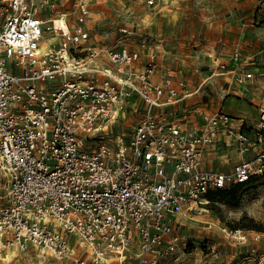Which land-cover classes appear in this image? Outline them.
<instances>
[{
  "label": "built area",
  "instance_id": "1",
  "mask_svg": "<svg viewBox=\"0 0 264 264\" xmlns=\"http://www.w3.org/2000/svg\"><path fill=\"white\" fill-rule=\"evenodd\" d=\"M92 2L75 0L52 17V0H0V253L158 264L185 245L180 216L195 220L210 191L264 174V105L258 116L202 112L199 127L168 120L163 108L209 78H252L238 69L246 67L241 52L231 54L233 70L209 55L210 76L190 90L180 68L157 62L164 39L148 32V20L96 42ZM222 135L242 159L229 170L204 168ZM223 231L246 240L241 228Z\"/></svg>",
  "mask_w": 264,
  "mask_h": 264
},
{
  "label": "rangeland",
  "instance_id": "2",
  "mask_svg": "<svg viewBox=\"0 0 264 264\" xmlns=\"http://www.w3.org/2000/svg\"><path fill=\"white\" fill-rule=\"evenodd\" d=\"M71 1H56L52 14L67 8ZM91 4L100 19L95 28L108 32V37L122 23V13L132 12L139 18L154 13L151 31L166 36L178 47L179 57H175V62L189 73L199 60L201 35L208 30L218 9L246 7L255 14L260 12L264 24V0H155L154 5L146 0H93ZM50 35L47 33V37ZM249 82L251 92H256L258 101L263 102L264 68ZM229 199H211L207 210L195 220L183 218L184 227L180 232L185 245L171 257H159L158 264H264V174L237 188L235 197ZM224 227L241 228L246 240L238 242L229 238ZM12 251V261L0 260V264H67L34 248Z\"/></svg>",
  "mask_w": 264,
  "mask_h": 264
},
{
  "label": "crops",
  "instance_id": "3",
  "mask_svg": "<svg viewBox=\"0 0 264 264\" xmlns=\"http://www.w3.org/2000/svg\"><path fill=\"white\" fill-rule=\"evenodd\" d=\"M52 1L56 4V1L60 0ZM67 1L65 0V2ZM94 1L101 2L104 0ZM74 2L75 0H72L70 5L61 11L71 10ZM55 6L53 8L46 7V13L48 14V10L50 11L49 16L54 17L61 12L57 11L55 14H52L55 12ZM91 8L93 19L89 22L88 26L91 29L94 40L99 43H112L118 35V29L122 26L131 27L136 19L148 20V32L164 39V45L160 46L156 51L157 62L164 66H176L180 68L187 81V88L190 90H195L207 76H210L213 66L212 58L209 55L212 54L213 57H217L227 64L228 69L233 70L237 65L230 60L231 54L235 49L241 52L246 67L238 69L243 74L252 71L254 73L252 78L247 79L243 76L241 80L235 79L230 73L213 76L193 96L186 98L179 104L164 107V117L168 120L199 127L202 122V112H216L222 107H226L236 114L259 115L264 101H258L256 92H251L249 81L256 76L257 72H261L264 68V24L261 23L262 14L260 12L255 14L253 10L237 6L230 7L229 9H218L213 15L212 23L208 30L201 35V45L197 51L199 53V60H197L189 73L182 64L175 62V57L177 58L179 52L178 47L173 46L172 41L167 39L166 36L160 33L155 34L151 31L156 18L154 13L142 16V18L135 17L131 13L133 17L130 16L131 18L126 21L122 20L119 28L108 37L110 35L108 32L98 31L95 28L100 19L95 16L92 4ZM143 60H146V55L143 56ZM228 87H230V94L225 95L223 90L228 89ZM234 116L236 115L234 114ZM138 118L139 115L130 116L129 122L133 125L137 122ZM235 122L239 124V121L236 120ZM241 159L242 156L239 154L236 145L232 144L230 138L222 135L219 147L212 146L206 151L203 167L207 169L229 170ZM183 218L189 219L184 216L179 217L180 234V230L184 227ZM128 264H132V262H128Z\"/></svg>",
  "mask_w": 264,
  "mask_h": 264
},
{
  "label": "trees",
  "instance_id": "4",
  "mask_svg": "<svg viewBox=\"0 0 264 264\" xmlns=\"http://www.w3.org/2000/svg\"><path fill=\"white\" fill-rule=\"evenodd\" d=\"M242 185L243 184H239V185H235L231 188L212 190L206 195V197L210 201H211V199L214 200L215 198H218V199L224 200V201H229L230 197H235L237 188H239Z\"/></svg>",
  "mask_w": 264,
  "mask_h": 264
},
{
  "label": "bare ground",
  "instance_id": "5",
  "mask_svg": "<svg viewBox=\"0 0 264 264\" xmlns=\"http://www.w3.org/2000/svg\"><path fill=\"white\" fill-rule=\"evenodd\" d=\"M13 251L7 250L5 253H0V260L4 261L5 263H10L13 257Z\"/></svg>",
  "mask_w": 264,
  "mask_h": 264
}]
</instances>
